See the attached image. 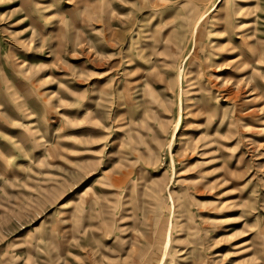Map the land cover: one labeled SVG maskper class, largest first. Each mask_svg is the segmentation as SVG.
Masks as SVG:
<instances>
[{
    "label": "rangeland",
    "instance_id": "1",
    "mask_svg": "<svg viewBox=\"0 0 264 264\" xmlns=\"http://www.w3.org/2000/svg\"><path fill=\"white\" fill-rule=\"evenodd\" d=\"M0 264H264V0H0Z\"/></svg>",
    "mask_w": 264,
    "mask_h": 264
}]
</instances>
